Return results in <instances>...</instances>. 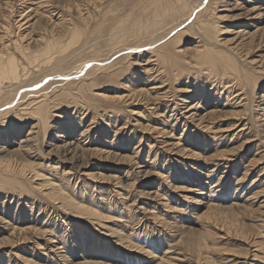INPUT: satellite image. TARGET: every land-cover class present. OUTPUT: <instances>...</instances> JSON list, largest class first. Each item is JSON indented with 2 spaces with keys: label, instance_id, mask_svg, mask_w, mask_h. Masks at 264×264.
Masks as SVG:
<instances>
[{
  "label": "rangeland",
  "instance_id": "1",
  "mask_svg": "<svg viewBox=\"0 0 264 264\" xmlns=\"http://www.w3.org/2000/svg\"><path fill=\"white\" fill-rule=\"evenodd\" d=\"M144 1L0 0V52L19 76L0 78V121L26 99L49 108L45 128L34 116L0 131L3 151L30 145L22 160L40 174L0 188V264H264V0H201L169 46L175 66L147 49L173 29L151 41ZM206 19L225 53L212 73L183 60ZM229 58L254 86L223 77ZM46 180L100 220L47 198Z\"/></svg>",
  "mask_w": 264,
  "mask_h": 264
},
{
  "label": "bare ground",
  "instance_id": "2",
  "mask_svg": "<svg viewBox=\"0 0 264 264\" xmlns=\"http://www.w3.org/2000/svg\"><path fill=\"white\" fill-rule=\"evenodd\" d=\"M200 2H201V0H194V1L193 0H145L144 2L140 3V5L136 9V11L141 12L142 16H145V18L150 20L148 25H145V26L143 25V26L147 27V29L145 30V34L146 35H150V40L151 41L154 42L157 34L161 30H164V28L166 26L167 27L171 26L172 29H173L171 32H169V34L167 33L168 36L164 39L163 44L161 43L158 46L157 45H152V46L147 47V49L151 50L150 52L154 53L157 56V58L162 59L164 62H167V63L171 64L172 66L177 65L176 58H178V56H177V51L176 50H178V47L176 48V50H172V49L169 48V46L172 43L177 42L178 39H180V38H182L184 36V34L186 33V29L184 27H182V25L187 23V22H185L186 19L189 20V16L192 15L191 11L193 9L195 10V8L199 6ZM194 5H195V7H194ZM178 10H179V12H178ZM131 11H134V10H131ZM176 12L178 13L177 17L178 18L182 17L181 19L183 21L181 23H179L180 19H178V21H177L178 23L173 25V23L175 22V20L177 18H175L174 20H171L172 19L171 16H173V13L175 14ZM139 18H140V15H139V17L137 16L135 20L137 21V20H139ZM143 19H144V17H143ZM143 19L140 18V20L138 22H136V24L137 23L140 24L141 20H143ZM125 21H126V19H125ZM121 23H122V21H121ZM124 25H126L125 22H124ZM124 25L121 26L123 29H124ZM212 25H213V23L208 22L207 19L205 20V22H200V23H198L195 26L193 25L194 26L193 29L196 30V33H195V31H191L192 33H194L192 35H197L198 34V38H200V40H198V41L196 40V42L197 43H199V41L205 42V47L204 48H200L199 45H197V43H196L194 45V47H195V50H194L195 51V55L193 57H189L187 59L183 58L184 61H186L187 63H192V64L195 62L194 60H197L198 65L201 64L202 67H203V64L204 65L208 64L209 67H205V68L203 67V68L206 69V70H209V72H211V73L216 70V66L215 65L217 63L215 61L216 59L214 60L213 58L218 57V55H220L221 53H224L223 51L221 52L220 49L216 48L215 42H214L213 38L211 37L216 32L215 29L212 28ZM138 26L139 25L137 24V27L131 28L129 32H131V30H132L136 34L141 35V33H143V32H141V27H138ZM112 29H114V28H112ZM120 30L121 29H119L118 31L120 32ZM123 32H126V31H123ZM121 34H123V33H121ZM167 34H165V35H167ZM118 37L119 36H117V38ZM42 39H43V37L41 36V37H37V38L34 37L31 40L35 44H40L43 41ZM72 39H78V35H77L76 31H73ZM167 39H170V40L165 42ZM117 43H118V41H117ZM16 49L21 54V56L23 58L27 59V56L24 55L25 48L23 46H21V45L16 46ZM51 49H54V48L51 47V44H47V45H44L43 51L45 53H47ZM1 53L3 55H5V57L0 55V78L8 77V78L13 79V81L15 82L17 80V78L19 77L18 74L15 73V70H16V63L14 62L15 61V57H14V55H12L8 51L7 52H0V54ZM155 55H153V56H155ZM224 55H225V53H224ZM237 58H239V57H237ZM228 60H230V61H228ZM228 60L227 59L226 60L223 59V60H219L218 61V65L221 66V74L223 75V77L225 79H233L235 81L237 79L238 80L243 79V80L247 81L246 83L252 82L253 86L256 84V82H255L256 79L255 78H251L250 79V77H254V76L251 73L246 71L244 66L238 62L239 60L237 61L236 58H229ZM181 72H182V70H181ZM3 74H6V75H3ZM179 74H182V73L177 71L176 76L179 75ZM1 80H3V79H1ZM1 80H0V82L2 83ZM17 82L18 81H16L15 84H17ZM19 82L22 83L23 81L20 80ZM222 82H224V79L222 80ZM228 85H230V84H228ZM2 91H3V85L0 84V102L3 99H5L6 101L8 99V97H6L5 94H2ZM20 91H22V90H20ZM17 93H20V92L18 91ZM37 99H39V100H37ZM37 99H32V100H28V101L26 99V100H24V102H20L19 103V108H16L17 110H15V109L14 110L11 109L12 111L8 110L9 113H10L9 114L10 117L7 120L3 121V122L0 121L1 122L0 123V131H2V130H6L7 131L6 134H5V139L6 140H7V137L9 136L7 128L8 127H12V126H14V125H16L18 123L21 124V122L25 121L28 117L36 116L38 118V122L40 124H42L41 126L43 128H45L44 125H46V123H47L49 108H48V105L46 103L45 98H43V97H39L38 98L37 97ZM188 106L189 107L187 108V111L193 110L192 114H194L198 110L197 108L199 107V104L196 102V103H192V104H190ZM194 115H196V114H194ZM29 149H30V145L28 147V144H19V146L17 148V150L19 152H17V150H10V151L6 152V151H3L2 148L0 149V188L10 187L11 189H18V188L21 189L20 187H23L22 186L23 184L18 178L21 177V176H25L26 173L29 174L30 177H32L34 179L35 178L38 179L40 177V174L38 173L37 169L33 168V166L31 164H28V163H26V162H24L22 160V159H24L23 157L26 156V155L24 156L23 154H26V152ZM10 155L13 156V157L14 156L20 157V158L17 159V161L19 163L18 164L19 166H16L17 167L16 169H10V167H9L10 164L8 163L9 159H7V157H9ZM44 179H46V178H44ZM45 183H47V184H45V185H47V187H46L47 189H46V191H44L45 196L47 198L53 200V201L60 200V202L63 204V206L66 207L68 210H70L69 212L73 214V217L77 218V217H81L80 215H86L88 217V219L91 220V221L93 219H95L97 221L100 220L99 219L100 216H99L98 212H96L92 208H86L83 205L80 206L76 202H74V200L69 199L68 198L69 196L64 193L63 188H61V186L59 184L56 185V184H54L52 182L49 183V181H47V180L45 181ZM92 210H93V212H92Z\"/></svg>",
  "mask_w": 264,
  "mask_h": 264
}]
</instances>
